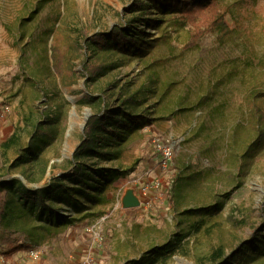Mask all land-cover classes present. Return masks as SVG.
<instances>
[{
  "label": "rangeland",
  "instance_id": "rangeland-1",
  "mask_svg": "<svg viewBox=\"0 0 264 264\" xmlns=\"http://www.w3.org/2000/svg\"><path fill=\"white\" fill-rule=\"evenodd\" d=\"M137 1L0 0V264H76L93 245L92 227L102 237L96 264H135L179 235L184 251L167 264H207L214 247L228 255L260 224L264 145L252 150L264 134V0H220L185 24L178 15L139 23L156 39L144 57L90 44L138 23ZM221 15L225 36L215 28ZM85 62L106 72L90 80ZM87 94L93 103L82 101ZM104 108L145 121L110 139V160L83 159L94 186L83 192L69 181L75 204L49 198L51 210L40 213L1 185L18 178L43 188L71 176L87 121ZM35 127L52 130L39 155L44 174L32 160L14 167L18 153L1 145L16 131L26 145ZM155 140L174 147L166 172ZM128 192L140 207L123 206ZM22 244L40 249L41 260L15 252ZM240 264H264V253Z\"/></svg>",
  "mask_w": 264,
  "mask_h": 264
},
{
  "label": "trees",
  "instance_id": "trees-1",
  "mask_svg": "<svg viewBox=\"0 0 264 264\" xmlns=\"http://www.w3.org/2000/svg\"><path fill=\"white\" fill-rule=\"evenodd\" d=\"M220 0H138L131 7L139 9L141 16L138 23L129 24L124 30H113L110 33H97L90 40L91 45H96L100 50L105 51L114 49L125 55L144 57L155 45L156 39L152 35L147 34V31L140 28L139 25L155 27L158 25L157 16L165 15H178L183 19L184 24L188 23L195 14L207 9L213 4L219 3ZM135 12V10L133 11ZM229 13V12H228ZM143 15L145 18H143ZM153 16V17H151ZM219 26L220 30L225 29L226 32H221L222 36L229 34V28L221 15ZM216 19L215 24H217ZM140 23V24H139ZM92 64L85 62L82 73H86L90 80H95L99 76L106 72V67H98L92 69ZM95 98L90 94H87L82 98V101L87 104L93 103ZM145 118L141 115L131 114L127 111H122L115 116L112 110L104 108L99 113L92 115L84 128L83 139L77 146L74 153L73 172L71 176L63 179L56 178L47 187L31 189L24 185V183L18 178H11L1 185L11 189L12 193L18 195V201L23 205H31V208L39 207L40 213H47L51 210L49 206V198L61 199L66 203L73 202V190L76 188H70L68 182H74L79 186V189L83 192L88 188H92L94 183L91 184L89 179L91 178L92 168L87 166L83 160L87 156H98L103 159L110 160L111 154L105 152V148L108 147L111 138H119L124 134L134 132L139 126L143 124ZM111 128V131H109ZM53 139L52 130L46 133L42 128H37L30 133V138L26 145H23L21 135L18 131L13 133L7 140L2 142V147L7 151L10 149L16 150L18 157L14 162V167H18L21 164H28L31 160L41 163L39 155L42 152V148L49 144V140ZM258 145L252 150V153L258 152L264 145V134H260ZM43 174L46 173L47 165L41 163ZM9 184H11L9 186ZM12 184H17L16 189ZM9 193V194H12ZM91 197L89 194H86ZM95 196V195H94ZM97 196V195H96ZM10 202H7L9 204ZM14 203V202H12ZM11 203V204H12ZM6 204V205H7ZM75 204V203H74ZM15 210V205L3 208L4 211ZM261 222L258 227L252 232L247 240L242 241L230 254H226L223 247H214L208 258L207 264H240L244 262L250 253L256 255H262L264 253V203L262 204L260 212ZM236 225H241L242 221L234 222ZM184 236H178L174 241L169 242L157 249L153 254H148L135 264H167V262L177 253H181L184 250L183 247ZM34 245L22 244L15 249V252L20 250L28 251ZM184 255L187 253L184 252ZM12 255V252L8 254V257ZM1 264H6L1 263Z\"/></svg>",
  "mask_w": 264,
  "mask_h": 264
},
{
  "label": "built area",
  "instance_id": "built-area-1",
  "mask_svg": "<svg viewBox=\"0 0 264 264\" xmlns=\"http://www.w3.org/2000/svg\"><path fill=\"white\" fill-rule=\"evenodd\" d=\"M155 147L156 151L158 152V166L161 171L166 172L171 168L173 158H174V147L172 144L164 143L161 140H155ZM163 185L161 180L156 181V188H159ZM147 188L144 189V191ZM90 232L93 233L94 235V240H93V245L89 249L88 253L86 256L79 261L76 264H96V260L93 256V253H95V247H99L102 243V237H101V232L98 231L97 228L92 227L89 229ZM96 245V246H95ZM42 254L41 250L35 247L30 248L27 251V258L29 261L32 263H37L41 260ZM4 263V262H2Z\"/></svg>",
  "mask_w": 264,
  "mask_h": 264
},
{
  "label": "water",
  "instance_id": "water-1",
  "mask_svg": "<svg viewBox=\"0 0 264 264\" xmlns=\"http://www.w3.org/2000/svg\"><path fill=\"white\" fill-rule=\"evenodd\" d=\"M140 205V199L133 192H128L123 199V206L126 209L138 208Z\"/></svg>",
  "mask_w": 264,
  "mask_h": 264
}]
</instances>
